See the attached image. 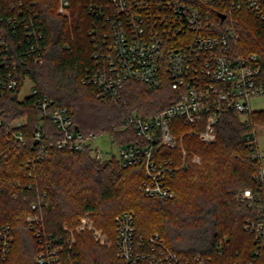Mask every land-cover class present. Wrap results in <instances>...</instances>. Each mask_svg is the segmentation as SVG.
Returning <instances> with one entry per match:
<instances>
[{
  "label": "trees",
  "instance_id": "obj_1",
  "mask_svg": "<svg viewBox=\"0 0 264 264\" xmlns=\"http://www.w3.org/2000/svg\"><path fill=\"white\" fill-rule=\"evenodd\" d=\"M23 1L40 19L44 50L43 61H37L21 28L9 22L8 17L16 13L11 5L19 0H0V16H4L0 40L10 44L7 58L0 63V78L12 75L18 81L16 88L0 85V224H10L14 230L10 254L0 264H39L41 242L35 233L42 227L47 237L64 245V253L77 252L82 264H129L116 245V216L124 211L134 214L137 240L148 241L159 233L182 257L176 264H198V256L208 264H264V234L259 237L246 228L248 220L264 225L262 161L250 156L245 138L257 124H264V110L228 111L218 125L217 141L210 144L185 134L188 125L173 118L177 147L159 144L155 152L180 165L184 149L187 167L168 177L174 198L147 196L141 189L144 164L123 167L115 156L102 161L90 149L51 145L50 139L61 132L41 115L35 101L47 95L55 105L67 107L76 129L107 133L124 144L138 139L131 127L120 130L126 118L159 111L179 97L178 90L168 81L159 89L127 81L119 101H103L98 88L84 79L95 68L90 30L97 16L91 7H102L109 0H69L70 17L59 12L58 0ZM227 21L239 34L231 41L237 54H258L264 69V20L240 10ZM27 80L37 92L20 98ZM18 119L25 120L14 128L25 135L24 143L17 142L10 128ZM39 128L42 140L34 136ZM248 188L252 200L241 197ZM85 213H90L108 242L97 241L93 231L85 229L76 234L77 243L70 249L64 227L75 228ZM29 215L38 220L30 224Z\"/></svg>",
  "mask_w": 264,
  "mask_h": 264
},
{
  "label": "built area",
  "instance_id": "obj_2",
  "mask_svg": "<svg viewBox=\"0 0 264 264\" xmlns=\"http://www.w3.org/2000/svg\"><path fill=\"white\" fill-rule=\"evenodd\" d=\"M58 2L59 12L67 15L70 1ZM11 7L16 13L8 17L9 22L14 28H21L23 37L28 39L29 50L32 54L37 53L35 59L42 62L43 33L37 13L23 0ZM240 10H248L264 20V0H109L102 7H91L97 16L94 28L90 30L95 68L84 81L98 88V96L103 101H119L127 81L143 82L155 89L168 81L180 95L159 111L128 116L120 130L131 127L138 139L119 144L109 136L118 146L117 154L103 150L97 142L100 135L107 133L76 129L67 107L55 105L47 95L39 96L35 107L61 132L57 139H50L51 145L55 143L73 150L90 149L92 155L102 161L115 156L123 167L144 164L143 193L164 200L174 198L176 193L168 184V177L187 167L186 152L183 149L184 160L180 165L155 152L159 144L171 149L177 147L179 140L173 131L172 119H182L189 127L185 134L210 144L218 139V125L224 114L252 111L251 99L264 97V69L259 55H239L231 42L238 39L239 34L227 18ZM3 20L4 16H0V23ZM9 50L10 44L1 39L0 63L7 58L5 51ZM0 85L16 88L18 81L8 75L0 78ZM36 92L32 84L28 95ZM24 122V119L15 120L10 128L20 127ZM256 126L264 128L261 124ZM256 126L245 138L250 156L262 161L260 175L264 177V149L253 136L257 135ZM12 135L17 142L24 143L25 135L20 129H14ZM34 136L42 140L41 128ZM106 155L110 156L106 158ZM241 197L252 200V190H243ZM36 220L38 216L27 217L30 224ZM81 222L75 228L67 224L64 227L69 233L67 244L70 249L77 243L76 234L85 228H90L97 240L107 242V236L95 226L90 213H86ZM116 222L118 253L129 264H176L182 260L159 233L152 234L148 241L137 240L132 212L118 214ZM246 228L255 230L259 237L264 234L261 222L255 225L248 220ZM44 230L42 227L35 233L41 242L36 257L39 264H82L76 257L77 252L75 255L64 253V245L47 237ZM13 242L12 226L0 224V259L10 254ZM218 247L222 250V241ZM196 263L208 264L201 256L196 258Z\"/></svg>",
  "mask_w": 264,
  "mask_h": 264
},
{
  "label": "rangeland",
  "instance_id": "obj_3",
  "mask_svg": "<svg viewBox=\"0 0 264 264\" xmlns=\"http://www.w3.org/2000/svg\"><path fill=\"white\" fill-rule=\"evenodd\" d=\"M68 17H70V10H69V13L66 15ZM31 86H32V82L30 80H27L25 82V85L23 86L21 92H20V98H24L25 96H27L30 91H31ZM250 105H251V108L253 110H264V97H256V98H253L251 99L250 101ZM261 125H264L263 123H261ZM256 132H257V135H254V137L257 138V141H258V144L260 146V148L264 149V128H256ZM97 142L99 143L100 147L107 151V152H112L114 154H117L118 153V146L116 144H113L109 138V135L108 134H103V135H100L97 139ZM110 154V153H109ZM110 155H106V158H108ZM86 214V213H85ZM85 214H83L81 217H80V222L78 225H80L81 222V219L85 216ZM93 220V219H92ZM77 225V226H78ZM85 229H88V230H91L90 228H85ZM85 229H82L85 230ZM102 232L103 230L100 229ZM81 231V232H82ZM92 231V230H91ZM104 233V232H103ZM105 234V233H104ZM106 235V234H105ZM94 236V235H93ZM107 236V235H106ZM96 239V238H95ZM97 240V239H96ZM99 241V240H97ZM101 242V241H99ZM107 242H108V236H107ZM103 243V242H102ZM106 243V242H104Z\"/></svg>",
  "mask_w": 264,
  "mask_h": 264
},
{
  "label": "crops",
  "instance_id": "obj_4",
  "mask_svg": "<svg viewBox=\"0 0 264 264\" xmlns=\"http://www.w3.org/2000/svg\"><path fill=\"white\" fill-rule=\"evenodd\" d=\"M256 128H260V126H256Z\"/></svg>",
  "mask_w": 264,
  "mask_h": 264
},
{
  "label": "water",
  "instance_id": "obj_5",
  "mask_svg": "<svg viewBox=\"0 0 264 264\" xmlns=\"http://www.w3.org/2000/svg\"><path fill=\"white\" fill-rule=\"evenodd\" d=\"M223 18H225V16Z\"/></svg>",
  "mask_w": 264,
  "mask_h": 264
}]
</instances>
